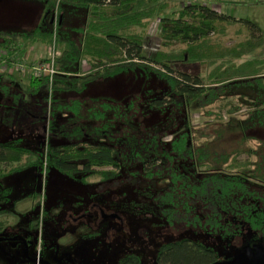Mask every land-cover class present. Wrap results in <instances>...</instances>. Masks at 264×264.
I'll use <instances>...</instances> for the list:
<instances>
[{
	"label": "trees",
	"instance_id": "trees-1",
	"mask_svg": "<svg viewBox=\"0 0 264 264\" xmlns=\"http://www.w3.org/2000/svg\"><path fill=\"white\" fill-rule=\"evenodd\" d=\"M39 1L44 10L33 29L0 36L3 48L22 39L44 45L55 40L61 51L51 83L31 79L25 86L32 95L42 88L51 92L43 96L50 103L48 142L38 163L82 183L97 177L112 187L122 179L154 202L167 221L239 240L235 256L264 250V138L249 134L264 129V30L237 19L250 36L228 48L210 35H224L219 25L235 18L207 4L188 2L167 14L172 0ZM71 17L81 22L71 26ZM155 19L162 44L170 50L145 55V30ZM82 62L89 65L85 71ZM197 64L209 70L206 76L196 67L193 72L186 68ZM137 67L142 89L123 101H65L53 95L81 92L90 81ZM0 90L7 89L0 85ZM241 105L247 107L245 117L238 118L233 114ZM195 109L215 121L195 125ZM28 152L0 142V174L4 164L19 162ZM218 261L212 248L188 238L163 244L157 255L158 264ZM119 264H139V259L129 255Z\"/></svg>",
	"mask_w": 264,
	"mask_h": 264
},
{
	"label": "rangeland",
	"instance_id": "rangeland-1",
	"mask_svg": "<svg viewBox=\"0 0 264 264\" xmlns=\"http://www.w3.org/2000/svg\"><path fill=\"white\" fill-rule=\"evenodd\" d=\"M188 2L207 4L219 13L234 16L235 20L219 25L224 27V35H210L213 41L218 37L223 47H232L250 36L247 27L237 19H248L264 30V0H172L167 14L178 11ZM43 10L44 3L39 0H0V36L33 29ZM80 22L78 17L68 21L71 26ZM159 33L160 22L155 19L145 30V55L170 50L163 46ZM36 44L39 53L44 44ZM172 47L181 49L184 45ZM82 66L85 71L89 65L82 62ZM194 67L204 76L209 71L199 64L186 68L193 72ZM140 71L137 67L127 73L99 77L81 92H54L53 95L65 101L90 102L100 97L123 101L139 95L144 81ZM8 77L4 75L3 82H12L17 87L12 91L24 95H18V99L14 95H0V142L16 143L29 153L22 157L19 166L13 164L17 166L15 170L0 174V264H36L34 259L49 264H119L129 255L137 256L139 264H158L160 247L183 238L213 248L220 255L218 262L229 258L223 253L228 241L202 228L170 224L159 214L154 202L122 179L112 187L101 185L97 177L82 183L55 168L38 164L48 142L44 126L47 116L41 114L48 102L40 99L51 95L50 88L28 94L24 92L26 81L17 78L11 81ZM149 82L150 86L156 84L152 75ZM6 83L4 86H9ZM246 108L241 105L233 115L245 117ZM214 110L219 111L217 107ZM204 113L195 109L192 122L198 125L215 121V117ZM220 114L221 121L228 120V108ZM249 134L264 138V129H252ZM245 157L242 155L241 159Z\"/></svg>",
	"mask_w": 264,
	"mask_h": 264
},
{
	"label": "built area",
	"instance_id": "built-area-1",
	"mask_svg": "<svg viewBox=\"0 0 264 264\" xmlns=\"http://www.w3.org/2000/svg\"><path fill=\"white\" fill-rule=\"evenodd\" d=\"M37 55L35 46L25 40L13 42L8 48L0 47V75H16L20 81L28 82L31 79L47 78L52 82L53 76L58 73L55 61L61 51L55 40L43 47Z\"/></svg>",
	"mask_w": 264,
	"mask_h": 264
},
{
	"label": "flooded vegetation",
	"instance_id": "flooded-vegetation-1",
	"mask_svg": "<svg viewBox=\"0 0 264 264\" xmlns=\"http://www.w3.org/2000/svg\"><path fill=\"white\" fill-rule=\"evenodd\" d=\"M4 75H0V85L2 86V88L3 87H5L7 90L6 91H2V90H0V95H24V94H21V93H15L14 91H12V90H14L15 88H17V87H15V85H13V83L12 82H3V79H2V77H3ZM9 78V80H11V81H14V79H16L15 77H12V76H9L8 77ZM17 80V79H16ZM5 83L7 84V85H9V86H4L5 85ZM8 87V88H7ZM29 94V93H28ZM44 98H45V96H44ZM47 98H48V95H47ZM40 101H42V102H44V100H43V98L42 99H40ZM46 102H48V107L50 106V103H49V99L46 101ZM48 107L46 108V110L44 109H41V111L43 110V112H41V114H43V115H46L47 116V120H48V118H49V115H48ZM13 110V109H12ZM15 112V111H14ZM17 112V111H16ZM46 116L44 117V119H46ZM42 119H43V116H42ZM46 121H44V126L46 127V129H47V126H46ZM48 134V133H47ZM171 138V137H170ZM169 138V139H170ZM169 139H166V140H169ZM29 153V152H28ZM25 156V155H24ZM23 156V157H24ZM22 159V158H21ZM21 159L19 160V162H14V163H11V164H4L3 165V169L5 170L4 172H8L9 171V169L10 168H13V167H15V169L17 168V166H19V164H20V162H21ZM39 159V158H38ZM13 164H16L15 166L13 165ZM39 164V163H38ZM170 224H179V225H183V226H187V227H193V228H202L203 230H206V231H209V232H211V234H213V235H216V236H218L221 240H224V241H228L229 242V245L228 246H226V248H224V250H223V253L224 254H227L228 256H229V258H227L226 260H230V259H232L233 257H235V254L233 255V250L234 249H236V247L239 245V240H237V239H232V238H221V236H220V234L218 233V232H216V231H212V230H209L208 228H206V227H203V226H200V225H195V226H193V225H187V224H184V223H178V222H176V221H173V220H171V221H168ZM26 241H27V239H26ZM202 244V243H201ZM211 248V247H210ZM213 249V248H212ZM214 250V249H213ZM215 251V250H214ZM262 254H263V256H264V250H259ZM216 252V251H215ZM216 254H217V252H216ZM217 256H218V258L220 259V255L219 254H217Z\"/></svg>",
	"mask_w": 264,
	"mask_h": 264
},
{
	"label": "water",
	"instance_id": "water-1",
	"mask_svg": "<svg viewBox=\"0 0 264 264\" xmlns=\"http://www.w3.org/2000/svg\"><path fill=\"white\" fill-rule=\"evenodd\" d=\"M34 262L36 264H49L48 262L38 260V259H34ZM215 264H264V256L260 251L242 252V253L237 254L235 257H233L230 260L216 262Z\"/></svg>",
	"mask_w": 264,
	"mask_h": 264
},
{
	"label": "crops",
	"instance_id": "crops-1",
	"mask_svg": "<svg viewBox=\"0 0 264 264\" xmlns=\"http://www.w3.org/2000/svg\"><path fill=\"white\" fill-rule=\"evenodd\" d=\"M227 15H229V14H227ZM230 16H232V17H234L233 15H230ZM37 44H34V46H36ZM43 46H45V45H43ZM35 51H36V54L37 55H39L42 51H43V49L41 50V52L39 51V53H38V51H37V47L35 48Z\"/></svg>",
	"mask_w": 264,
	"mask_h": 264
}]
</instances>
